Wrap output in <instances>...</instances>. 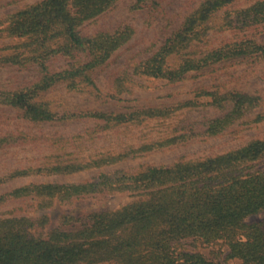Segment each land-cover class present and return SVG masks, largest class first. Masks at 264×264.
I'll return each instance as SVG.
<instances>
[{
	"label": "trees",
	"instance_id": "16d2710c",
	"mask_svg": "<svg viewBox=\"0 0 264 264\" xmlns=\"http://www.w3.org/2000/svg\"><path fill=\"white\" fill-rule=\"evenodd\" d=\"M8 1V2H7ZM16 0H0L11 3ZM121 0H36L0 16V69L33 70L26 83L0 86V107L15 110L32 124L63 126L86 123L87 133L99 139L172 117L175 111L199 103L184 100L163 107L133 106L125 111L56 108L45 93L61 85L67 93H88L99 100L97 73L121 47L135 28L120 24L113 29L85 30L86 24L109 13ZM235 0H204L187 12L182 21L145 59L130 70L111 75L105 102L129 94L134 77L185 80L193 72L215 64L264 58V37L223 40L208 45V22L213 13ZM133 10L156 6L155 0H130ZM158 6V5H157ZM231 29L264 22V0H257L238 13ZM63 65L56 66L57 61ZM220 113L189 122L181 131L138 138L103 150L72 153L56 145L41 162L17 167L0 177L54 176L95 170V176L73 182H30L0 194V204L29 198L39 210L55 204L71 208L82 198L114 192L129 193L132 200L113 210L87 214L74 229L45 227L47 215L0 216V264H264V219L247 218L264 213V138H251L226 151L197 158L178 157L169 165L118 167L148 153L226 131L255 112L261 99L251 93L227 89L202 90ZM101 97V98H100ZM257 113L253 122L261 121ZM239 122V123H240ZM195 124L199 125L198 127ZM91 130V131H90ZM21 134L0 129V150L19 144ZM71 147V145H70ZM76 148V146H74ZM88 152V153H87ZM227 247L223 261L198 250H184L182 240Z\"/></svg>",
	"mask_w": 264,
	"mask_h": 264
},
{
	"label": "rangeland",
	"instance_id": "374dc122",
	"mask_svg": "<svg viewBox=\"0 0 264 264\" xmlns=\"http://www.w3.org/2000/svg\"><path fill=\"white\" fill-rule=\"evenodd\" d=\"M36 0H16L11 3H0V16L6 12L32 3ZM156 6L142 10H133L130 0H121L117 7L109 13L99 17L96 21L87 23L85 30L94 32L99 28L113 29L120 24H130L135 28L131 40L121 47L109 59L106 66L97 73L96 81L99 84L101 99L95 100L88 93H67L61 86H56L45 93L56 108H66L71 111L98 109L104 111H125L133 106L175 105L184 100H194L199 104L187 110L175 111L167 119L152 120L141 126H131L123 132L113 133L108 139H99L96 133H87L89 125L86 123H69L63 126L32 124L19 118L18 113L7 107H0V129L10 130L21 134L19 144L0 150V177L17 167L32 166L41 162L45 156L55 148L54 141L59 146H66V151L79 152L77 146L88 152L103 150L110 146H118L123 142H135L138 138L168 135L181 131L189 122H196L203 116H216L220 110L210 105L208 97L197 95L205 89L224 92L227 89L241 90L261 99L259 107L241 122L234 124L221 134L207 139H196L186 144L171 146L155 152L148 153L137 159L121 163L118 167H137L138 165H169L180 156L197 158L216 154L237 147L251 138H264V58L260 60L233 61L215 64L198 72H193L185 80L169 84L165 80L134 77L129 94L120 95L121 100L105 102L109 92L111 75L120 70H130L139 61L149 56L157 46L169 35L183 19L185 14L199 6L204 0H155ZM257 0H235L223 5L212 14L208 22L207 44L217 45L223 40L253 37L262 40L264 37V22L246 26L243 29H231L228 20L236 21L238 13ZM158 5V6H157ZM56 66L63 65L59 60ZM33 70L20 71L14 68L0 69V86H13L31 81L35 77ZM259 113L263 119L253 122ZM196 127L199 125L195 124ZM91 131V130H90ZM71 145V147H70ZM76 146V148H74ZM87 152V153H88ZM259 169L264 170V157L259 163ZM97 171L90 170L83 173L54 176H29L8 178L0 183V194L30 182H47L51 180L60 182H73L91 178ZM129 193H110L82 198L69 208L55 204L45 211L35 206V201L29 198L18 199L0 204V216H29L38 217L47 215L45 227L38 228V233L44 235L53 229H74L80 226L84 217L95 211L117 209L132 200ZM264 213L246 219L248 223L262 221ZM181 249L198 250L215 260L223 261L227 254V247L222 244L206 245L192 240H182ZM237 260L228 263H237Z\"/></svg>",
	"mask_w": 264,
	"mask_h": 264
}]
</instances>
